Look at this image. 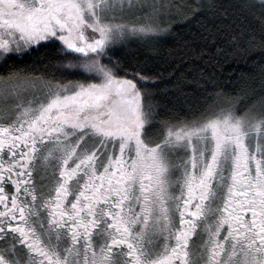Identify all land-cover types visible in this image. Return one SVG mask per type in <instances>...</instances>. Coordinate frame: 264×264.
<instances>
[{"label": "snow or ice", "instance_id": "1", "mask_svg": "<svg viewBox=\"0 0 264 264\" xmlns=\"http://www.w3.org/2000/svg\"><path fill=\"white\" fill-rule=\"evenodd\" d=\"M178 19L264 51V0H0V264H264V93L174 112L119 55Z\"/></svg>", "mask_w": 264, "mask_h": 264}, {"label": "trees", "instance_id": "2", "mask_svg": "<svg viewBox=\"0 0 264 264\" xmlns=\"http://www.w3.org/2000/svg\"><path fill=\"white\" fill-rule=\"evenodd\" d=\"M249 21L256 23L251 17L244 20L235 14L222 30L239 34L248 29ZM172 23L174 31L171 35L151 44L132 42L119 53L124 62L153 77L152 91L160 104L174 112L199 113L216 102L209 87L211 76L217 78L226 92L242 97L243 103L264 93V51L254 48L240 55L225 56L217 55L216 48L210 45L200 55L192 49L203 48L202 43L185 46L201 30L199 26L186 25L179 19ZM221 46L228 47L226 39ZM35 60L34 54L10 63L27 68Z\"/></svg>", "mask_w": 264, "mask_h": 264}, {"label": "rangeland", "instance_id": "3", "mask_svg": "<svg viewBox=\"0 0 264 264\" xmlns=\"http://www.w3.org/2000/svg\"><path fill=\"white\" fill-rule=\"evenodd\" d=\"M3 87V85H0V88H2Z\"/></svg>", "mask_w": 264, "mask_h": 264}, {"label": "flooded vegetation", "instance_id": "4", "mask_svg": "<svg viewBox=\"0 0 264 264\" xmlns=\"http://www.w3.org/2000/svg\"><path fill=\"white\" fill-rule=\"evenodd\" d=\"M22 59H24V58H22ZM22 59H21V60H22Z\"/></svg>", "mask_w": 264, "mask_h": 264}]
</instances>
